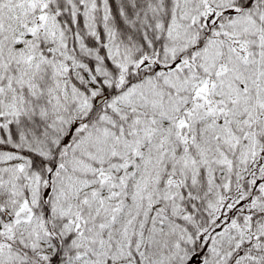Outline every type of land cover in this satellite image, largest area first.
Returning <instances> with one entry per match:
<instances>
[{
	"label": "snow or ice",
	"instance_id": "1",
	"mask_svg": "<svg viewBox=\"0 0 264 264\" xmlns=\"http://www.w3.org/2000/svg\"><path fill=\"white\" fill-rule=\"evenodd\" d=\"M0 264H264V0H0Z\"/></svg>",
	"mask_w": 264,
	"mask_h": 264
}]
</instances>
